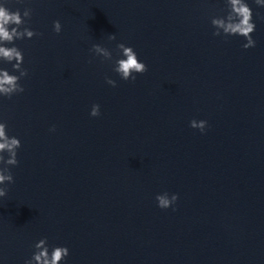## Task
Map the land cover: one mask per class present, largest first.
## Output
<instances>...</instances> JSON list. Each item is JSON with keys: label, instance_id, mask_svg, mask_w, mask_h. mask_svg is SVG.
Segmentation results:
<instances>
[{"label": "water", "instance_id": "obj_1", "mask_svg": "<svg viewBox=\"0 0 264 264\" xmlns=\"http://www.w3.org/2000/svg\"><path fill=\"white\" fill-rule=\"evenodd\" d=\"M246 2L248 50L213 36L225 0H8L42 35L15 42L25 91L0 98L22 145L0 198V264H24L42 238L69 249L66 264H264V8ZM118 43L147 65L134 83L112 70ZM165 192L175 211L157 207Z\"/></svg>", "mask_w": 264, "mask_h": 264}, {"label": "clouds", "instance_id": "obj_2", "mask_svg": "<svg viewBox=\"0 0 264 264\" xmlns=\"http://www.w3.org/2000/svg\"><path fill=\"white\" fill-rule=\"evenodd\" d=\"M21 3L22 0H16ZM8 0L0 3V62L12 65L13 72L19 75L10 74L7 70L0 69V98L11 99L15 95L24 93L25 88L20 81L28 76V71L23 67L24 54L15 46L16 41L24 39H33L42 35L31 29L29 22L32 19L31 8H25L23 13L17 9L12 11L6 5ZM254 3L264 8V0H254ZM227 15L223 17H213L211 25L215 29L213 36L224 37H242L245 44L243 49L248 50L255 47L253 33L256 30V24L253 20V11L246 0H225ZM53 31L59 35L62 31V25L59 20L53 22ZM115 35H109V41H115ZM116 50L122 58L115 60L113 72L125 82H135L137 75H143L148 71L147 65L138 59L137 53L132 47L123 43L116 44ZM95 56L102 57L104 61H112V52L99 44H94L90 50ZM105 82L111 87L117 86L116 81L105 77ZM100 105H92L90 116L95 118L100 116ZM192 129L205 134L207 129L206 121H196L193 119L189 125ZM55 131V129H51ZM22 147L21 142L15 136L7 135V122L0 121V198L5 197L8 192L7 185L15 182L10 171L12 167L19 164L17 152ZM7 154V159L5 155ZM179 197L177 194L169 196L167 192L158 194L155 197L157 207L162 211L172 208ZM35 252L30 259H26L24 264H66L69 256V249L63 246H53L49 251L47 238L40 239L35 245Z\"/></svg>", "mask_w": 264, "mask_h": 264}]
</instances>
